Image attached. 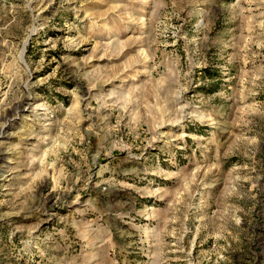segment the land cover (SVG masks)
Here are the masks:
<instances>
[{
    "label": "rangeland",
    "instance_id": "374dc122",
    "mask_svg": "<svg viewBox=\"0 0 264 264\" xmlns=\"http://www.w3.org/2000/svg\"><path fill=\"white\" fill-rule=\"evenodd\" d=\"M0 264H264V0H0Z\"/></svg>",
    "mask_w": 264,
    "mask_h": 264
}]
</instances>
